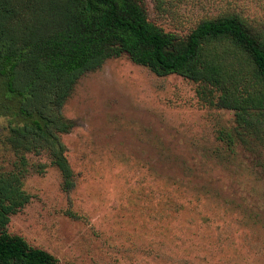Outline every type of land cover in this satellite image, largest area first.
Instances as JSON below:
<instances>
[{"label":"rangeland","instance_id":"rangeland-1","mask_svg":"<svg viewBox=\"0 0 264 264\" xmlns=\"http://www.w3.org/2000/svg\"><path fill=\"white\" fill-rule=\"evenodd\" d=\"M141 3L165 32L234 15L264 37V0ZM198 89L125 55L82 75L61 109L70 192L46 152L16 150L0 118V171L23 157L30 196L9 234L58 264H264V116L239 124Z\"/></svg>","mask_w":264,"mask_h":264},{"label":"trees","instance_id":"trees-1","mask_svg":"<svg viewBox=\"0 0 264 264\" xmlns=\"http://www.w3.org/2000/svg\"><path fill=\"white\" fill-rule=\"evenodd\" d=\"M124 55L158 77L198 84L204 103L234 110L239 124L264 116V37L234 15L178 35L150 22L141 0H0V118L16 150L49 155L66 192L74 180L61 109L82 75ZM16 169L0 171V264H58L7 230L30 200Z\"/></svg>","mask_w":264,"mask_h":264}]
</instances>
